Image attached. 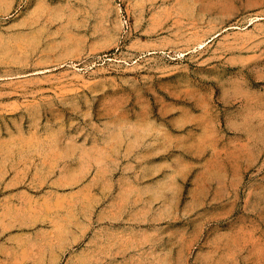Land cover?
I'll list each match as a JSON object with an SVG mask.
<instances>
[{
  "label": "rangeland",
  "instance_id": "1",
  "mask_svg": "<svg viewBox=\"0 0 264 264\" xmlns=\"http://www.w3.org/2000/svg\"><path fill=\"white\" fill-rule=\"evenodd\" d=\"M9 187L56 238L93 197L130 264H264V0H0Z\"/></svg>",
  "mask_w": 264,
  "mask_h": 264
},
{
  "label": "crops",
  "instance_id": "2",
  "mask_svg": "<svg viewBox=\"0 0 264 264\" xmlns=\"http://www.w3.org/2000/svg\"><path fill=\"white\" fill-rule=\"evenodd\" d=\"M21 194L11 187L0 194V264H130L135 254L141 257L140 239L133 249L134 241L112 226V219L103 225L85 216L81 204L93 197L64 195L63 227L56 238L53 198L40 206L18 200Z\"/></svg>",
  "mask_w": 264,
  "mask_h": 264
}]
</instances>
